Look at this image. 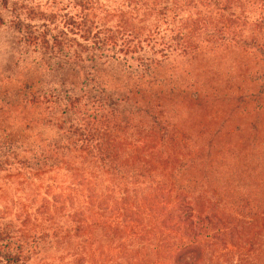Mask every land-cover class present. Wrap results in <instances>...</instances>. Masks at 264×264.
<instances>
[{
    "label": "trees",
    "instance_id": "16d2710c",
    "mask_svg": "<svg viewBox=\"0 0 264 264\" xmlns=\"http://www.w3.org/2000/svg\"><path fill=\"white\" fill-rule=\"evenodd\" d=\"M98 1L53 0L52 5L55 2L56 5L48 6L40 4V0H0V27L13 31L19 36L18 41L33 46L34 51L39 49L41 60L53 61L47 64V70L60 77L64 72L78 71L82 75L78 91L91 105L99 102L106 87L95 67H87L85 62L94 63L99 57L127 62L134 54H138V60L149 61L138 65L140 70L136 71L140 73V81L150 80L146 84L148 88L128 91L127 97L117 100L131 104L123 106L119 111L121 118L115 120L122 134L128 135L127 147L93 143L94 135L85 130L82 117L77 114L80 109L75 105L76 96L70 94L76 89L74 85L60 83L44 92L33 79L31 84L26 83L32 91L29 102L40 110L66 99L64 111L70 114L63 127L65 133L86 132L85 141L81 142L84 145L79 149L88 151V155L93 150L96 152L86 162L99 170L98 180L106 175L110 187L122 194L120 207L113 206L114 221L119 210L124 209L120 224L111 227L98 221L85 227L83 221L75 219L77 213L67 214L69 219L64 221L62 229L56 225L51 232H41L39 227L32 251L38 249V241L47 238L67 253L78 251L79 240L84 243L81 251L87 250L85 243L89 248L90 242L84 232L88 229V235L93 232L92 240L97 246H101L102 236L109 242L115 237L125 240L121 243V253L115 254L110 264H153L157 260L202 264L207 258L218 264L219 256L226 261L231 254L236 259L229 264H264V227L255 219L264 217V0H123V4H132L130 10L135 8L139 21L142 15L152 18L153 27L146 31L135 29L131 22L122 19L123 15L131 16L132 11L121 7L110 11V5L106 4L96 7ZM110 12L117 17L114 24L99 22ZM160 31L168 38L156 44L153 35ZM7 36V44H14V35ZM77 37L84 42L80 43ZM146 40L159 46L150 47L156 48L157 58L144 57L141 41ZM171 56L186 58L188 67L179 74L190 75L193 80L181 82L173 73L168 79L170 93L187 85L194 87V92L224 98L226 102L235 101L238 105L240 122L234 130L240 133L241 143L236 154L210 157L200 152L178 160L172 170L166 171L159 169L155 159L140 153L144 143L152 141H142L148 135L141 121L152 127L149 130L165 133L169 128L158 112L164 106L161 101H169V97L160 91L153 93L151 87H158L162 81L152 67L160 68L163 59L166 61ZM218 81L226 85L213 86ZM65 156L59 143L48 142L33 155L35 165L43 163L34 169L59 166ZM146 180L158 195L155 194L157 199L155 196L149 199L147 195L140 198L145 200L147 211L141 215L143 208L134 199L129 202L127 191L136 190ZM205 189L215 199H207L205 205H200L201 195H207ZM101 209L111 214L105 205ZM144 216L147 219L143 223ZM134 224L142 225L136 231L132 229ZM1 236L0 242L5 240ZM151 236L157 238L156 243L149 242ZM7 243L0 244V264H23L29 258L32 251L26 247L25 237L18 235ZM142 246H152L161 253L146 252L139 256L135 251ZM211 248L215 251L211 252ZM103 261L94 263L103 264Z\"/></svg>",
    "mask_w": 264,
    "mask_h": 264
},
{
    "label": "rangeland",
    "instance_id": "374dc122",
    "mask_svg": "<svg viewBox=\"0 0 264 264\" xmlns=\"http://www.w3.org/2000/svg\"><path fill=\"white\" fill-rule=\"evenodd\" d=\"M52 1L40 0V4L55 6L56 2L52 5ZM63 4L66 2L64 1ZM102 4L110 5V11L114 7L132 11L131 16L123 15L122 19L131 22L135 29L140 28L146 31L153 27L152 18L147 15H142L141 21L138 20L140 16L136 14L135 8L130 10L132 4H123V0H99L96 7ZM69 12L73 13L72 10ZM107 19L109 20L105 21ZM115 19H117L115 13L110 12V14H104L99 22L110 25L114 24ZM160 28L163 29V25H160ZM162 32L153 35L156 44L157 41L168 38L166 35H161ZM10 33L14 35V44H7L9 39L7 34ZM18 38L19 36L13 31L7 32L4 27H0V234L1 239L5 238L0 244L1 246L4 243L8 244V239L17 238L20 235L25 237L26 247L31 252L39 227L41 232H51L50 229L56 225L62 229L64 221L69 219L67 214L77 213L75 219L83 221L85 227L92 221L103 222L111 227L114 223L120 224L124 209L119 210V215L114 221L113 206L120 207L122 194H118L110 187V181L106 175L98 180L99 170L86 162L91 154H96L95 150L88 155V151L79 149L81 145H84L81 142L85 141L86 132L65 133L66 128L63 127L70 114L68 110L64 111L63 105L66 104V99L62 98L60 103L48 104L49 108L40 110L29 102L31 89L26 83L31 84L33 79L38 87L44 88V92L55 89L60 83L65 86L68 83L74 85L76 89L70 94L76 96L75 105L80 109L77 114L80 113L85 130L94 135L93 143L100 141L116 145V147L119 145L127 147L128 135L122 134L115 120L121 118L119 112L121 108L125 105L130 107L131 104L130 101L118 103L117 100L127 97L128 91L148 88L146 84L150 80L140 81V73L137 72L140 70L139 66L149 61L138 60L136 58L138 54H134L127 62L121 58L104 57L96 58L94 63L93 61L85 62V66L95 67L96 74L100 75L101 81L107 84L102 83L106 90L100 94L99 102L91 105L90 100L81 96L82 92L78 91L82 81V75L78 71L64 72L60 77L56 72L47 70V64L50 65L53 61L41 60L39 49L34 51L33 46L24 41H18ZM77 39L80 43L84 42L81 38L77 37ZM141 44L145 51L144 57H158L155 53L156 48L150 49L151 46L159 47L158 45H152V42L147 40L141 41ZM161 65L160 68L151 66L158 79L162 80L158 87L152 85L151 88L153 93L160 91L169 97V101H161L164 106L161 111L158 110L169 128L165 133L149 130L152 127L141 121L140 124L146 127V135H148L142 141L147 139L152 141L144 143L140 153L155 159L159 169H166V171L172 170L171 168L177 165L178 160L190 158L200 152L210 154V157L219 156L218 154L225 156L236 154L241 142L240 133L234 130L240 122V111L235 101L226 102L224 98H214L206 93L194 92V87L188 88L187 85H182L179 90L170 93L171 83L168 79L173 73L184 83H191L193 78L190 75L179 74L182 69L188 67L184 57L171 56L166 61L163 59ZM220 83L221 81H218L213 86L220 87ZM221 85H226V82ZM60 94L63 95L64 91ZM132 96L135 97L133 94ZM155 101L157 99L154 98ZM62 121L65 123L62 124ZM92 136L89 135V138ZM52 141L59 143L66 153V156L62 158L63 163L36 171L34 168L43 163L35 165L32 160L33 155L46 143ZM26 160L28 161L25 162ZM152 186V183L146 180L136 190L127 191L128 196L130 195L129 202L134 199L140 208H143L141 215L147 211L145 200L140 198L147 195L149 199H152L158 195ZM168 193L170 197L171 191ZM206 193V196L201 195L202 199L198 201V204L205 205L207 199H215L210 191ZM104 205L107 210H111L110 215L101 209ZM146 219L147 217L144 216L141 222L144 223ZM255 219L264 227V217ZM141 225L134 224L132 229L137 231ZM87 230L84 234L89 238L87 240L90 246L88 248L86 243L85 245L89 251H81L84 243L79 240L78 251L75 254L67 253L52 239L47 238L38 241V249L32 251L23 264H95L94 261L100 262L104 259L106 261H103V264H110L115 254L121 253V243L125 240L122 237H115L112 242H109L102 236V244L97 246L98 243L92 240L93 232H89L88 235ZM123 230L126 232L127 227ZM156 241L157 238L151 236L149 242L156 243ZM9 247L13 248L11 244ZM213 251L215 250L211 248V252ZM146 252L151 255L155 253L160 255L161 250L155 252L152 246H142V249L135 251L139 256ZM211 252L210 255L216 254ZM232 259H236L233 254L226 261L219 256L218 264L232 263ZM153 264L173 263L170 260H157ZM202 264H213V260L207 258Z\"/></svg>",
    "mask_w": 264,
    "mask_h": 264
}]
</instances>
